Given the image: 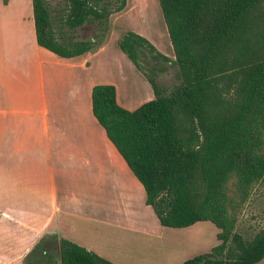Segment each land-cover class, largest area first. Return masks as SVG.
Listing matches in <instances>:
<instances>
[{
    "label": "trees",
    "instance_id": "obj_1",
    "mask_svg": "<svg viewBox=\"0 0 264 264\" xmlns=\"http://www.w3.org/2000/svg\"><path fill=\"white\" fill-rule=\"evenodd\" d=\"M65 1L55 29L45 0H31L36 43L65 58L99 44L65 38L62 28L90 22L105 28L125 5ZM157 2L172 59L132 30L116 40L153 97L128 110L116 102L114 85L94 84L92 115L141 184L160 226L209 221L216 227L217 243L180 264H256L264 257V228L244 237L235 227L251 189L264 181V0ZM169 61L178 79L165 90L156 77ZM55 244L58 262L40 240L32 251L45 254L35 264H116L62 237Z\"/></svg>",
    "mask_w": 264,
    "mask_h": 264
},
{
    "label": "crops",
    "instance_id": "obj_2",
    "mask_svg": "<svg viewBox=\"0 0 264 264\" xmlns=\"http://www.w3.org/2000/svg\"><path fill=\"white\" fill-rule=\"evenodd\" d=\"M108 44L60 57L36 43L31 0H0V264H35L45 254L32 251L40 240L57 263L59 237L127 264L122 249L163 233L156 218L137 227L118 215L144 192L92 115L91 88L114 85L128 110L153 94L129 60L127 76L115 69L118 54L107 55ZM110 221L126 227L108 229Z\"/></svg>",
    "mask_w": 264,
    "mask_h": 264
},
{
    "label": "rangeland",
    "instance_id": "obj_3",
    "mask_svg": "<svg viewBox=\"0 0 264 264\" xmlns=\"http://www.w3.org/2000/svg\"><path fill=\"white\" fill-rule=\"evenodd\" d=\"M125 1L126 6L119 11L112 12L108 16L105 28L97 22L84 23L81 29H75L78 30L77 35L72 34L69 37L73 39L76 37L82 40H89L90 37H93L92 41L94 44L99 45L108 41L109 44L107 45L105 53L112 55L115 52L118 56L123 57V61L118 56L116 57L115 63L117 68L115 69L117 71L123 69L127 76L126 65L127 63L129 64V61L116 45V40L125 30H132L143 35L159 52L170 59L173 58V53L157 1L145 0L143 3L140 0ZM102 2L105 3L107 9H112L118 5L119 0H103ZM45 4L50 12L54 28L57 29L60 26L57 18L62 15L63 10L66 8V1L45 0ZM64 32L68 33L73 31L65 29ZM64 37L66 38L68 35L64 34ZM109 66V71L112 73V62ZM140 76L144 80L141 74ZM177 79L176 66L170 61L164 62L161 71L156 77L158 84L165 90H169ZM135 90L136 88L133 89V91ZM124 205L127 207L126 204ZM138 213H140V218H138ZM118 215L122 216L125 220H130V223L135 224V226L139 223V227H142V224H147L150 220L148 218L155 220L151 209L147 205H144L143 201L139 202L134 210L125 208ZM128 223L126 222V224ZM120 224L125 226V222L110 221L107 228L118 229L120 228L118 226ZM147 226L151 229L156 228L154 225H146L144 228ZM161 228L163 229L161 236H158V234L156 236H148L143 240L144 242L138 240L136 243L126 246L130 249H122L124 251L120 253L124 257L130 256L133 262L145 260L141 264H180L183 260L193 255L208 251L217 243L215 238L217 229L209 221H198L182 228ZM261 228H264V181L256 183L251 189L247 200L238 214L235 227L236 231L244 237L252 236ZM96 254L102 257L105 255L99 254V252ZM49 255L53 260H56L55 250L51 249ZM132 261L128 259L126 263L130 264ZM111 262L118 264V262ZM256 264H264V257Z\"/></svg>",
    "mask_w": 264,
    "mask_h": 264
},
{
    "label": "bare ground",
    "instance_id": "obj_4",
    "mask_svg": "<svg viewBox=\"0 0 264 264\" xmlns=\"http://www.w3.org/2000/svg\"><path fill=\"white\" fill-rule=\"evenodd\" d=\"M142 3L145 1V0H140ZM131 85V84H130ZM127 86V85H126ZM129 87V86H128ZM134 87V86H133ZM134 89V88H133ZM129 90V89H128ZM130 92V91H129ZM133 92V91H132Z\"/></svg>",
    "mask_w": 264,
    "mask_h": 264
}]
</instances>
